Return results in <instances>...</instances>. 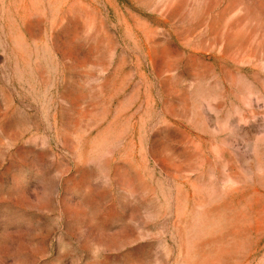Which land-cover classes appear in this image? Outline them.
Wrapping results in <instances>:
<instances>
[{"label":"rangeland","instance_id":"obj_1","mask_svg":"<svg viewBox=\"0 0 264 264\" xmlns=\"http://www.w3.org/2000/svg\"><path fill=\"white\" fill-rule=\"evenodd\" d=\"M0 264H264V0H0Z\"/></svg>","mask_w":264,"mask_h":264}]
</instances>
